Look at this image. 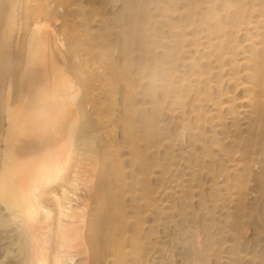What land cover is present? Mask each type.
Listing matches in <instances>:
<instances>
[{
    "label": "rangeland",
    "instance_id": "1",
    "mask_svg": "<svg viewBox=\"0 0 264 264\" xmlns=\"http://www.w3.org/2000/svg\"><path fill=\"white\" fill-rule=\"evenodd\" d=\"M112 1L71 0L78 11L72 30L58 27L60 11L53 23L86 120L100 132L95 145L118 181L114 201L127 217L120 225L123 264H262L264 68L252 93L239 65L251 55L249 44L264 37V1ZM208 40L219 52L203 49ZM229 52L233 60L223 57ZM8 249L3 263L15 264V249Z\"/></svg>",
    "mask_w": 264,
    "mask_h": 264
},
{
    "label": "bare ground",
    "instance_id": "2",
    "mask_svg": "<svg viewBox=\"0 0 264 264\" xmlns=\"http://www.w3.org/2000/svg\"><path fill=\"white\" fill-rule=\"evenodd\" d=\"M116 1H112L113 6H115ZM238 2L240 3V0ZM241 3L240 5H243V2ZM231 5L233 4H230V7ZM214 10L216 11L217 9L214 8ZM58 11L62 12L60 17L62 23L58 27L67 30V28H70L68 26L72 22V16L75 13L78 16L77 7L71 4V0H0V219L3 218L5 213H8L19 221V225L11 227L10 231H0V246L2 247L3 244L5 246V248L3 247L4 250L0 248L5 251V253L2 252L3 258L1 257L0 264L5 263V261L3 263V260L10 253L8 247H14V254L16 255L18 250L17 245L21 238L28 244L25 251L28 254L27 258L33 264H106V262L110 264H123L124 261L121 254L122 246L119 244L120 235L122 234L120 225L121 223L125 224L127 217L125 216L123 207L117 205V200L114 201L119 198L118 181L116 178H110L108 175L107 169L105 168L104 154L95 145L96 140L99 139L98 135H100V132L94 134L96 132H93L94 129L92 128L91 122L86 120L83 100L79 94L80 89L68 71V67L70 66L67 65L64 45L58 40L56 28L53 23V21H56L55 14ZM134 13L131 15H134ZM245 14L248 13L246 12ZM244 19L246 20V17ZM83 21L81 20V22ZM258 21L260 22L259 19ZM241 24L244 26L243 21ZM72 28L70 29L72 30ZM249 28H251V31L252 29H256L253 25ZM248 30L250 31V29ZM74 31L77 32L75 29ZM70 34L72 33L70 32ZM231 36L230 38L233 37ZM263 38L256 43L251 42L249 44L251 47V55L248 58H244L243 62L239 65L243 67L242 70H245L243 74L251 86L250 90L252 93L256 92L263 77ZM86 39L85 41L87 43L88 38ZM239 41L240 39L238 43ZM120 44L118 45L120 46ZM115 45L116 43H114ZM35 46H39L41 49L40 55L32 63L28 75L25 78L21 65L27 57L29 50H35ZM82 46L80 45V47ZM209 47H214L213 49L216 51L219 50V44H213L211 46L208 40L207 47H203V49ZM116 51L118 50L116 49ZM258 52H260L259 55H257ZM233 55V52H229L224 53L223 57L233 60ZM107 57H109L108 54ZM171 59L173 60V58ZM113 60L115 61L116 59ZM230 62L232 63L233 61ZM5 71H7V82H5ZM110 75L108 76L110 77ZM111 86L109 87L111 88ZM42 88L45 89V92L43 95L38 96ZM260 99L262 100L261 97ZM37 103L59 129L51 137H41L26 122L27 114L32 110L34 104ZM92 103L94 105V102ZM101 117L103 116L100 115L99 119ZM99 119L98 121H100ZM165 144L168 147H172L174 146V140L168 139ZM190 144L192 145V142ZM51 171H63L68 176L61 189L62 202L56 207L55 216L52 215L53 208L48 203L52 197L45 195L43 191L36 190L38 175ZM108 182L111 184L108 185ZM110 185L113 191L111 193L107 192V187ZM250 190L248 191L249 193L253 192V189ZM238 228L240 229V227ZM25 229L26 231H24ZM14 258L16 257L14 256Z\"/></svg>",
    "mask_w": 264,
    "mask_h": 264
},
{
    "label": "snow or ice",
    "instance_id": "3",
    "mask_svg": "<svg viewBox=\"0 0 264 264\" xmlns=\"http://www.w3.org/2000/svg\"><path fill=\"white\" fill-rule=\"evenodd\" d=\"M41 49L39 46H35V50H29L27 57L22 63L23 75L26 78L28 71L35 59L40 55ZM5 82H7V71H5ZM45 89H41L38 96L43 95ZM26 122L32 129L43 138L51 137L59 129L56 124L46 115L41 106L37 103L34 104L32 110L27 114ZM68 176L63 171H51L45 174L38 175L37 178V191H43L45 195L51 196L52 198L48 203L53 208L52 215L55 216V209L62 202L61 189L64 186V181ZM19 225V221L12 215L5 213L2 219H0V231H7L10 227H16ZM26 231V229L24 230ZM28 244L23 238L17 245V260L15 264H33L29 260L28 254L25 249ZM264 264V262H262Z\"/></svg>",
    "mask_w": 264,
    "mask_h": 264
}]
</instances>
